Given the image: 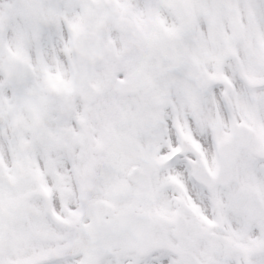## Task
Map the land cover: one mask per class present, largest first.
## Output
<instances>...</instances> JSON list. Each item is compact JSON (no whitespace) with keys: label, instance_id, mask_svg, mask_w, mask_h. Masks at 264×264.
<instances>
[{"label":"snow or ice","instance_id":"6c2138e0","mask_svg":"<svg viewBox=\"0 0 264 264\" xmlns=\"http://www.w3.org/2000/svg\"><path fill=\"white\" fill-rule=\"evenodd\" d=\"M0 264H264V0H0Z\"/></svg>","mask_w":264,"mask_h":264}]
</instances>
